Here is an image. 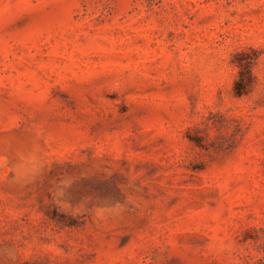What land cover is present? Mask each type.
<instances>
[{
	"label": "rangeland",
	"instance_id": "obj_1",
	"mask_svg": "<svg viewBox=\"0 0 264 264\" xmlns=\"http://www.w3.org/2000/svg\"><path fill=\"white\" fill-rule=\"evenodd\" d=\"M0 264H264V0H0Z\"/></svg>",
	"mask_w": 264,
	"mask_h": 264
}]
</instances>
